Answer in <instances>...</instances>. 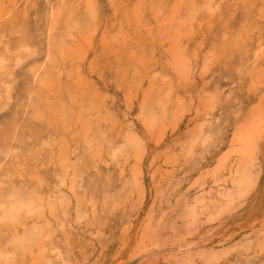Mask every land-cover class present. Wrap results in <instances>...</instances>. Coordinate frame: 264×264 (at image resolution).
I'll list each match as a JSON object with an SVG mask.
<instances>
[{
  "label": "rangeland",
  "instance_id": "obj_1",
  "mask_svg": "<svg viewBox=\"0 0 264 264\" xmlns=\"http://www.w3.org/2000/svg\"><path fill=\"white\" fill-rule=\"evenodd\" d=\"M0 9V264H264V0Z\"/></svg>",
  "mask_w": 264,
  "mask_h": 264
},
{
  "label": "bare ground",
  "instance_id": "obj_2",
  "mask_svg": "<svg viewBox=\"0 0 264 264\" xmlns=\"http://www.w3.org/2000/svg\"><path fill=\"white\" fill-rule=\"evenodd\" d=\"M11 2H13V1H11ZM9 3V5H11L12 3ZM14 3V2H13ZM15 4V3H14ZM71 4V3H70ZM14 6V5H13ZM246 6V5H245ZM7 9V8H6ZM0 10H3V9H0ZM5 10V9H4ZM59 10H60V7H59ZM58 10V11H59ZM9 11H11V10H9ZM13 11V10H12ZM10 13H12V12H9V14ZM2 14V13H1ZM6 14V13H5ZM60 14V13H59ZM246 14V13H245ZM11 15V14H10ZM62 15V14H61ZM81 15V14H80ZM248 15V14H247ZM3 16V15H2ZM7 16V15H6ZM61 17V16H60ZM246 17V16H245ZM1 18V17H0ZM3 18V17H2ZM61 18H63V17H61ZM79 18V17H78ZM80 18H82V17H80ZM80 18H79V21H81L80 20ZM83 19V18H82ZM251 19V18H250ZM75 21H78V19L77 20H75ZM84 21V20H83ZM82 22V21H81ZM245 22V21H244ZM1 23V22H0ZM76 23H79V22H76ZM138 23V22H137ZM136 23V24H137ZM247 23V22H246ZM251 23V22H250ZM80 24V23H79ZM140 24V23H139ZM142 24H143V22H142ZM241 24V23H240ZM245 24V23H244ZM257 24H259V22H257ZM75 25H77V24H75ZM145 25V24H144ZM138 26V25H137ZM262 26H264V25H262ZM68 27H70V26H68ZM73 27V26H72ZM75 27V26H74ZM136 27V26H135ZM240 27V26H239ZM261 27V26H260ZM138 28H140V27H138ZM232 28V27H231ZM237 28V27H236ZM85 29H88V28H85ZM244 29H245V27H244ZM249 29V28H248ZM262 29H263V27H262ZM89 30V29H88ZM230 30H232V29H230ZM237 30V29H236ZM236 30H235V32H236ZM258 30H259V28H258ZM72 31V30H71ZM140 31V30H139ZM260 31V30H259ZM232 33H233V31H231ZM243 32V31H242ZM254 32L256 33V30H254ZM70 33V32H69ZM143 33V32H142ZM232 33L230 34V37H231V35H232ZM263 33H264V31H263ZM68 34V33H67ZM229 34V33H228ZM234 34V33H233ZM245 34V33H244ZM243 34V35H244ZM252 34H253V32H252ZM262 34V33H261ZM260 34V35H261ZM143 35V34H142ZM145 35V34H144ZM150 35V34H149ZM241 35V34H240ZM243 35H241L242 37H243ZM248 35V34H247ZM249 35H250V33H249ZM259 35V36H260ZM60 36H63V35H60ZM59 35H58V37H60ZM66 36V35H65ZM145 36H147V35H145ZM151 36V35H150ZM152 36H153V34H152ZM240 36V37H241ZM234 37V36H233ZM258 37V36H257ZM63 38V37H62ZM61 38V39H62ZM153 38V37H152ZM229 38V37H228ZM154 39V38H153ZM250 39V38H249ZM255 39V38H254ZM65 40V39H64ZM228 40V39H227ZM235 40V39H234ZM234 40H232V41H234ZM246 40V39H245ZM58 41V40H57ZM60 41V40H59ZM141 41V40H140ZM225 41H226V38H225ZM237 41V40H236ZM257 41V40H256ZM63 42V41H62ZM66 43H68L67 41H65ZM240 42V44H241V41H239ZM249 42V41H248ZM55 43V42H54ZM232 43V42H231ZM237 43V42H236ZM264 43V42H263ZM262 43V44H263ZM63 44V43H62ZM224 44V43H223ZM222 44V45H223ZM226 44V43H225ZM233 44H235V43H233ZM232 44V45H233ZM239 44V45H240ZM244 44H245V41H244ZM244 44H242V45H244ZM248 44V43H247ZM260 44V43H259ZM66 45V44H65ZM67 45H69V44H67ZM231 45V44H230ZM235 45H237V44H235ZM241 45V46H242ZM11 46V45H10ZM224 46H226V45H224ZM12 47V46H11ZM243 47V46H242ZM224 48V47H223ZM230 48V47H229ZM239 48V47H238ZM65 49V48H64ZM63 49V50H64ZM240 49V48H239ZM51 50V49H50ZM53 51L52 52H54L55 50L54 49H52ZM6 51H8L7 53H9L10 52V49H8V50H6ZM14 51V49L13 50H11V52L12 53H15V52H13ZM16 51V50H15ZM17 51H18V49H17ZM113 51V50H112ZM223 51H224V49H223ZM17 53V52H16ZM239 53V52H238ZM0 54H3V53H0ZM4 55V54H3ZM233 55H234V53H233ZM1 56V55H0ZM17 56V55H16ZM235 56V55H234ZM2 57V56H1ZM5 57V56H4ZM4 57H2L3 59H4ZM7 58V56L5 57V59ZM227 58V57H226ZM7 60V59H6ZM1 61V60H0ZM3 64H4V61H3ZM262 126H264V124H262ZM258 129V128H257ZM256 129V126L255 127H253V129H250V130H248V131H246V133H244L243 134V136L241 137V142L239 143V146H238V148L236 149L237 150V152L239 153V154H242L243 155V157L244 158H248V157H251V155H252V152L254 151V147H255V144H256V138H257V134L259 133V131ZM2 135H4V134H2ZM4 137V136H3ZM236 140V139H235ZM90 149V148H89ZM80 150V149H79ZM92 152V151H91ZM82 153V152H81ZM105 153V152H104ZM83 154H85V153H83ZM91 154V153H90ZM86 156V155H85ZM88 156V155H87ZM107 156V155H106ZM108 157V156H107ZM91 158V157H90ZM102 158V157H101ZM110 158V157H109ZM111 158H112V156H111ZM111 158H110V160H111ZM92 159V158H91ZM113 160V159H112ZM117 160V159H116ZM86 162V161H85ZM117 162V161H116ZM101 163V162H100ZM78 164H79V162H78ZM99 164V163H98ZM117 164V163H116ZM82 166V165H81ZM117 166V165H116ZM83 167V166H82ZM117 168V167H116ZM129 169V168H128ZM116 170V169H115ZM120 171V170H119ZM127 173V172H126ZM118 174H116V176H117ZM123 176V175H122ZM114 178V177H113ZM123 178V177H122ZM115 179V178H114ZM121 179V178H120ZM119 179V180H120ZM121 181H123V180H121ZM113 184V183H112ZM1 185V184H0ZM14 186V185H13ZM2 187V186H1ZM110 187H112V186H110ZM6 188V187H5ZM14 188V187H13ZM2 189V188H1ZM7 189H9V188H7ZM6 189V190H7ZM13 191V190H12ZM15 192V191H14ZM6 193V192H5ZM10 193H11V190H10ZM97 193V192H96ZM99 193V192H98ZM99 195V194H98ZM6 197H8V194H7V196ZM97 197V196H96ZM16 198V197H15ZM20 198H24V199H26V200H23V202L24 203H21L19 200L18 201H16L15 203H14V201H13V203H12V207L10 208L11 210H8L9 209V204H8V202H6V206H8L7 208H6V210L7 211H11L10 212V214L13 216H11L14 220L16 219V218H18L17 217V215H19V213H21L22 211H24V209H26V210H29V211H34L35 210V208H36V203L34 202V200H33V198L32 197H29V198H26V197H24V196H20ZM93 198V197H92ZM17 199V198H16ZM4 200H5V198H4ZM21 200V199H20ZM93 200V199H92ZM6 201H9L10 202V200H6ZM5 202V201H4ZM8 204V205H7ZM93 205V204H92ZM38 206V205H37ZM91 206V205H90ZM96 206V205H95ZM24 207H26V208H24ZM4 210V209H3ZM198 210V209H197ZM6 213H8V212H6ZM88 213H89V211H88V209H84V210H81V211H79V218L80 219H82V218H85V217H87L88 216ZM4 214V213H3ZM9 216V215H8ZM3 218V217H2ZM5 218V217H4ZM5 220H7V219H5ZM4 220V221H5ZM17 220V219H16ZM6 222V221H5ZM5 222H3V223H5ZM257 222V221H256ZM6 226V225H5ZM142 233H144L143 231H142ZM35 258V257H34Z\"/></svg>",
  "mask_w": 264,
  "mask_h": 264
}]
</instances>
